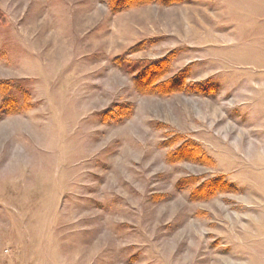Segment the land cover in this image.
<instances>
[{
  "label": "rangeland",
  "instance_id": "rangeland-1",
  "mask_svg": "<svg viewBox=\"0 0 264 264\" xmlns=\"http://www.w3.org/2000/svg\"><path fill=\"white\" fill-rule=\"evenodd\" d=\"M148 1L0 0V264H264V0Z\"/></svg>",
  "mask_w": 264,
  "mask_h": 264
},
{
  "label": "trees",
  "instance_id": "trees-1",
  "mask_svg": "<svg viewBox=\"0 0 264 264\" xmlns=\"http://www.w3.org/2000/svg\"><path fill=\"white\" fill-rule=\"evenodd\" d=\"M143 1V2H141ZM154 2H158L160 1L162 4H166V0H151ZM172 1H176V0H172ZM149 2L148 0L144 1V0H110V5H111V9L114 13L116 12H120L123 10H126L130 7H133L137 4H143V3H147ZM167 66V61L166 59H160V60H155V61H151L149 64L145 65V67H143V69L141 71H139L140 76H146V73H150V72H157L159 71V69H163L165 70ZM144 78V77H143ZM138 82V80H137ZM149 84V81H148ZM171 85V80H167L164 83H158V85L156 87H162V86H170ZM148 86V85H147ZM21 96L22 94V88H20L17 84H12L11 86H9V95L11 96Z\"/></svg>",
  "mask_w": 264,
  "mask_h": 264
}]
</instances>
